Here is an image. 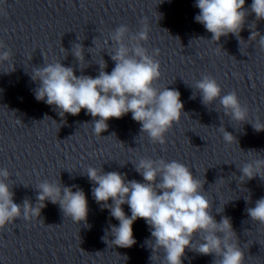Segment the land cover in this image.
Listing matches in <instances>:
<instances>
[{
    "label": "clouds",
    "instance_id": "clouds-1",
    "mask_svg": "<svg viewBox=\"0 0 264 264\" xmlns=\"http://www.w3.org/2000/svg\"><path fill=\"white\" fill-rule=\"evenodd\" d=\"M195 7L199 9L195 21L212 34L211 40L214 41L229 34L239 39L249 14L245 0H196ZM250 12L257 20L264 19V0H252ZM128 33V27L120 25L111 34V41L117 45L111 54L115 62L111 73L104 70L107 67L104 61L99 64L96 77L76 76L72 67H65L61 62L35 68L32 79L40 82L34 93L35 99L55 106L62 117L65 114L75 116L82 109L86 110V114L94 118L93 131L98 135L108 129L109 119H119L131 113L132 119L141 125V133L146 132L153 142L164 144L165 133L174 122H179L183 112L181 94L168 87L160 90L154 86L160 77V65L140 43L148 39L147 27L131 37L135 41L131 46L125 43ZM254 35L252 32L249 39ZM258 43L264 49V35H260ZM4 48L0 42V50ZM72 53L78 61H84L80 44L73 45ZM10 56V51H0V61H7ZM195 88L201 93L204 105L219 99L225 115L235 121H247V109L241 105L235 91L221 95L222 89L217 81L207 75L196 81ZM252 126L257 132L264 131L262 125ZM219 130L225 142L235 139L223 127ZM135 168L143 182L126 180L124 175L115 171L98 174L91 167L87 171V177L96 185L92 188L95 201L107 208L110 216L119 222L118 226H110L115 246L130 248L135 245L133 224L137 219H144L150 227L155 247L164 250L166 264H182L185 249H193V239L201 233L196 252L214 255L217 259L213 264H244L243 252L229 242L235 234L230 218L225 216L220 222L214 219L209 211L211 205L201 192L203 185L186 165L175 160L141 159ZM262 170L264 159L255 160L240 169V177L251 180L260 176L264 179L260 175ZM9 175L7 169H0V228L21 215L25 219L30 215L40 216L45 201L59 204L64 216H70L74 222H87L88 202L83 190L73 191L72 187L44 181L38 185L39 207L32 206L27 200L18 205L5 182ZM125 204L129 206L130 216L123 210ZM246 211L252 220L264 224V197Z\"/></svg>",
    "mask_w": 264,
    "mask_h": 264
}]
</instances>
